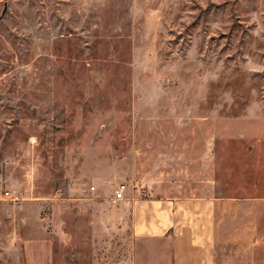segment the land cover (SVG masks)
Segmentation results:
<instances>
[{
  "label": "rangeland",
  "instance_id": "374dc122",
  "mask_svg": "<svg viewBox=\"0 0 264 264\" xmlns=\"http://www.w3.org/2000/svg\"><path fill=\"white\" fill-rule=\"evenodd\" d=\"M119 181L264 264V0H0V264H144Z\"/></svg>",
  "mask_w": 264,
  "mask_h": 264
},
{
  "label": "crops",
  "instance_id": "0c3cea01",
  "mask_svg": "<svg viewBox=\"0 0 264 264\" xmlns=\"http://www.w3.org/2000/svg\"><path fill=\"white\" fill-rule=\"evenodd\" d=\"M123 183L126 199L119 206L129 207L133 254L136 245L142 244L144 264H149L153 257L158 259L157 264H246L232 263V251L224 252L226 259L223 257L221 261L217 251L222 240L220 230L224 229L222 223L232 218L233 201L237 197L217 196L214 182L207 184L208 194L159 197L130 195L129 186ZM222 201L227 207L220 219L217 206ZM237 202L241 201H234L235 206ZM227 236L229 241L233 240L231 229L225 234L224 244Z\"/></svg>",
  "mask_w": 264,
  "mask_h": 264
},
{
  "label": "built area",
  "instance_id": "2783aa9c",
  "mask_svg": "<svg viewBox=\"0 0 264 264\" xmlns=\"http://www.w3.org/2000/svg\"><path fill=\"white\" fill-rule=\"evenodd\" d=\"M91 188H94L93 185H91ZM124 189H125V184L123 182L117 184L114 189H113V193L110 197L111 202L115 205L120 204L122 201H124L126 199L125 193H124Z\"/></svg>",
  "mask_w": 264,
  "mask_h": 264
}]
</instances>
